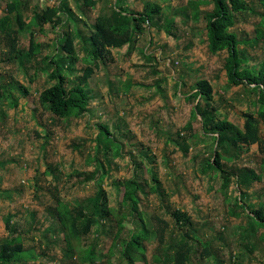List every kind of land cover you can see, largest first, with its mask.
Instances as JSON below:
<instances>
[{
	"label": "rangeland",
	"instance_id": "374dc122",
	"mask_svg": "<svg viewBox=\"0 0 264 264\" xmlns=\"http://www.w3.org/2000/svg\"><path fill=\"white\" fill-rule=\"evenodd\" d=\"M10 1L0 0V19L8 15ZM22 1L27 3L23 14L27 23L35 7L61 2ZM96 1L90 7L84 0H64L77 22L64 9L58 26L48 23L43 32L35 28L18 33V48L24 52L32 32L41 46L24 66L8 60L9 47L0 30V243L9 239L6 223L10 222L12 235L20 236L25 251L33 256L9 264H128L120 239L139 230L132 218L115 239L114 217L107 220L99 213L98 224L86 237L74 240L69 252L53 214L59 203L70 212H88L90 199L99 206L103 195L110 210L122 213L121 183L132 178L141 188L138 207L150 233L144 243L146 262L135 264H175L180 244L193 250L188 264H264V228L252 219L253 211L264 204V154L258 145L250 150L220 145L201 114L205 104L191 98L196 84L206 80L214 89L216 119L243 129L244 114H258L256 89L228 84V52L209 50L207 16L214 10L213 1ZM195 1L200 4L197 9L190 6ZM246 1L249 10L237 17L231 31L241 41L244 68L258 71L264 63V40L257 39L264 4ZM150 4L161 8L153 15L154 23L133 35V45L110 49L106 65L94 68L85 84L86 114L59 119L40 105V93L53 84L48 72L40 70L46 57L54 55L64 64L61 72L70 84L77 83L88 65L83 40L73 41L72 57L60 50L61 36L80 30L87 37L96 18L111 14L113 8L129 14L149 11ZM100 126L107 128L113 150L98 142ZM217 153L231 176L228 189L215 167ZM243 169L262 181L250 180V185L241 187L237 176ZM123 211L129 215L128 208ZM175 212L187 218L183 229L174 224ZM188 232L198 239H189ZM203 242L211 243L208 257L203 256Z\"/></svg>",
	"mask_w": 264,
	"mask_h": 264
},
{
	"label": "trees",
	"instance_id": "16d2710c",
	"mask_svg": "<svg viewBox=\"0 0 264 264\" xmlns=\"http://www.w3.org/2000/svg\"><path fill=\"white\" fill-rule=\"evenodd\" d=\"M214 3V10L207 16V35L208 47L212 54H217L222 51L228 52L226 59L225 70L227 72L228 84L232 87L248 86L256 89L258 92V114L257 117L251 113L244 114L246 119L243 129H239L228 120H218L215 118L217 112L215 107L214 89L206 80H201L196 84L195 92L191 96L192 99L200 101L205 104V110L201 113L203 118L209 121L206 124L207 130L216 135V140L223 145L230 144L234 148L243 149L258 145L261 154H264V130H261V124L264 127V63L260 66L258 71L244 68L246 63L241 58V41L235 32L231 29L236 25L237 17L249 10L246 0H212ZM264 4V0H262ZM96 0H84V4L90 7L96 5ZM196 1L191 2V8H198ZM27 3L22 0H11L7 4L8 15L0 19V30L5 35L7 45L9 47V61L24 66V62L34 58L40 51L41 46L35 42L33 32L31 33L30 45L27 52L18 48L17 34L28 29L29 31L38 28L43 32L44 25L50 23L53 26H58L61 23L59 14L66 9L69 18L72 16L74 21L78 19L72 14L71 10L61 0L60 4L54 6H46L40 9L38 6L33 9L31 22L27 23L23 14ZM149 11H142L137 13L126 14L124 11L112 9L111 14L107 16H98L93 26H89L90 34L83 36L80 30L75 33L68 31L64 37L59 38L62 43L61 51L69 56H74L73 41L77 38L83 40V46L86 53L85 61L88 65L83 70L81 76L76 78V84L68 83L66 77L61 72L64 64L55 60L54 55L45 58V67L41 68V72H48V77L53 81V84L44 89L39 96V103L49 113L59 119L80 118L89 110V94L85 88L89 77L92 75L94 68H98L101 64L107 63V52L112 48H121L126 44H134V34H141L144 25H151L154 23L153 15L159 14L161 8L158 5L150 4ZM264 16V14H263ZM261 26L257 28V39L264 40V21L260 23ZM171 24L166 28L171 29ZM54 66V67H52ZM27 71V68L25 69ZM12 106L16 102L11 103ZM98 142L103 143L107 150L112 149V140L106 127H99ZM190 129V126H189ZM113 150V149H112ZM224 157L217 153L215 160V167L222 173L224 181V189H228L231 185V176L228 174L225 165L222 163ZM228 160V159H226ZM232 160V159H231ZM250 177L246 169L241 170L238 174L239 185H250V180L254 182H261L262 177L256 173ZM154 183H158L156 176H152ZM124 189L122 200V213L114 212L107 207L105 195H103L101 205L98 206L97 201L90 199L91 209L85 212L84 209H77L70 212L66 207L59 203L53 214L57 222L64 232V238L67 244V249L70 252L73 248V241L86 237L92 227L98 224L101 216L104 215L107 220L114 217L116 225L115 239H120L125 230L126 221L132 218L134 222L140 225L139 230L130 235L128 239H120L123 255L128 264H135L137 261L146 262L145 258V241L150 239V233L146 229L144 218L139 205L138 194L141 191L139 183L135 178L124 180L121 183ZM152 192H156L152 188ZM242 207L245 208L244 205ZM129 209V215L125 214L123 209ZM100 213V214H99ZM252 219L259 227L264 228V204L257 211H253ZM176 228L183 229L187 222L186 216L180 212L172 214ZM83 220V226L79 227L80 221ZM183 223V224H182ZM6 230L9 231V239L0 243V264H9L11 262H22L26 255L33 259V256L25 251L23 242L20 236H13V228L10 222L6 223ZM194 232H188L186 236L189 239L197 240L198 236L193 235ZM264 239V235L262 237ZM194 240V241H195ZM205 247L204 257L211 255V243L203 242ZM191 247L186 244L178 245V251L175 253V264H188L191 261ZM191 252V253H190ZM91 259L90 255L85 257Z\"/></svg>",
	"mask_w": 264,
	"mask_h": 264
}]
</instances>
